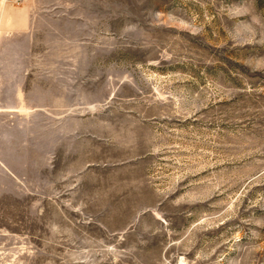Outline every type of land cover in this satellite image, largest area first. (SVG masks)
Wrapping results in <instances>:
<instances>
[{
	"label": "rangeland",
	"instance_id": "obj_1",
	"mask_svg": "<svg viewBox=\"0 0 264 264\" xmlns=\"http://www.w3.org/2000/svg\"><path fill=\"white\" fill-rule=\"evenodd\" d=\"M0 264H264V0H0Z\"/></svg>",
	"mask_w": 264,
	"mask_h": 264
},
{
	"label": "built area",
	"instance_id": "obj_2",
	"mask_svg": "<svg viewBox=\"0 0 264 264\" xmlns=\"http://www.w3.org/2000/svg\"><path fill=\"white\" fill-rule=\"evenodd\" d=\"M16 3L22 2V0H14Z\"/></svg>",
	"mask_w": 264,
	"mask_h": 264
}]
</instances>
